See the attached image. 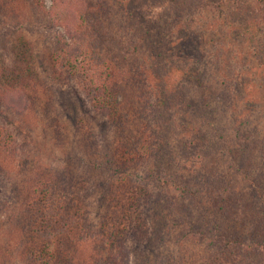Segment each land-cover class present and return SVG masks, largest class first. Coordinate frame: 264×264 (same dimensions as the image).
Returning <instances> with one entry per match:
<instances>
[{
  "label": "rangeland",
  "instance_id": "1",
  "mask_svg": "<svg viewBox=\"0 0 264 264\" xmlns=\"http://www.w3.org/2000/svg\"><path fill=\"white\" fill-rule=\"evenodd\" d=\"M41 1L46 12L40 10L39 0H20L16 6L17 16L4 10L0 12V61L23 63L24 53L27 52L33 66L32 71L37 77L36 94L43 87L47 90L43 91L44 94L48 95L51 91L53 99L58 97L55 107H52V103L46 99L47 95H41L39 99L31 97L34 95L31 87L27 91L30 96L29 109L24 115H19L18 110L10 107L13 105L25 109L28 100L21 93L0 97V147L14 146L17 150L13 157L5 152L0 153V264H57L56 259L60 254L65 255L70 264H167L170 256L188 259L186 254L192 251L208 250L209 244H205L208 240L200 241L198 235L205 233L207 238L211 231H206L208 222L204 221L198 210H193V220L190 217L194 223L193 229L182 230L177 224L170 225L168 220L165 233L159 231L166 235L164 241L155 235L157 231H146V240L135 244L136 240L130 238L127 247L122 248L120 242L124 241L129 230L115 231L114 222L124 208V204L120 205V202H127L133 193L140 195V189L129 190L131 184H138L136 187L149 185L143 181L148 173L149 163L131 166L128 174L122 175L121 169L110 171L107 168V161L118 153L119 129L113 125L115 123L101 115L97 104L90 103L80 90L78 92L85 106L79 105L75 115L72 114L68 105L74 98L71 93L75 89L72 87L77 86L74 81L68 80V73L56 70L55 66L59 63L55 62V58L61 49L59 42L66 36L67 23H71L76 17L80 19L81 10L87 5L98 7L100 4L103 12L100 13L101 17L119 24L125 35L130 33L128 27L134 25V15L143 17L142 21L149 25V17L160 13L163 17H154L159 28H147L144 24L137 28L135 34L136 37H143L141 44L149 55L147 70L156 74L158 71L159 78L164 74L161 70L169 72L168 79L163 81H168V88L158 85L157 80L150 79L151 89H165V95L173 97L170 98L171 103L183 110V115H187L186 105L182 107V101L177 100L176 83L180 82L183 74L188 73L196 79L197 71L207 68L211 73V65L218 55L223 64L229 63L231 73L247 76L251 83L247 84L249 86L244 94L240 89L232 92L226 106L222 102L219 106L216 104L214 107L217 108V114L213 115L215 120L212 121L217 125L216 128L222 129L220 135L226 133L225 140L228 139L232 153L245 148L248 152L254 149L256 154V149L260 148V143L264 140V85L263 89L259 88L264 83V50L259 49L258 39H255L263 35L261 26L254 25L249 29L247 26V33L238 35L236 31L245 25L239 14L241 8L236 6L235 10L229 6L223 13L195 17L190 14L191 9L194 10V0H180L176 5L172 0H78L81 3L73 6V9L58 10L52 14L50 9L53 2ZM152 5L155 7L154 14L151 11ZM167 10L173 15V19L167 18ZM178 15L181 17L177 18ZM137 24L140 26V23ZM221 30L225 36L223 39L219 34L222 33ZM251 40L256 42L255 45L250 44ZM260 40V45L264 46L263 38ZM194 84L195 81H190L188 86L194 87ZM131 87L136 88L133 85ZM124 93L132 101L135 99V113H131L129 117H143L146 98L139 101L143 98L142 92H132L125 88ZM191 93V97L196 95L194 91ZM123 98L125 96L120 97L122 104L125 103ZM173 99L178 102H173ZM250 102L255 104L251 105ZM47 109L49 113L45 118L43 113ZM124 110L128 111L129 108L125 105ZM59 112L62 116L60 125L56 127L52 120H55ZM125 115L128 117L129 114ZM175 116L180 115L173 113L171 118ZM107 121L109 128L106 133L102 130V124ZM179 133L182 138L186 135L182 131ZM120 139L119 137V141ZM214 139L219 140L220 144L219 136ZM245 139L248 142L243 143L242 140ZM176 140L179 139L176 137ZM183 153L185 160L184 157L177 159L180 169L173 173V177L180 183H189L198 189V181L205 175L207 163L202 162L196 153ZM223 156L228 157L226 153ZM229 162L233 163L231 160ZM185 167L188 168L187 171ZM43 174L46 178L51 177L48 189H53L54 203L59 206L54 209L55 214L58 212L57 216H53L56 220L53 226L56 229L50 230L55 236L49 241L39 236V226L35 223L34 212L32 213L34 208L30 206L34 205L33 200L37 196L27 200L28 192L25 191L32 179L36 180ZM122 177L129 178L125 192L121 190L124 185H118ZM244 184L245 190H250V183ZM38 187L35 185L33 191ZM157 187L158 183L154 182L148 190L151 193L158 192ZM202 187L200 185L201 189ZM124 195L128 196L127 200ZM176 195L182 197L181 193ZM178 202L190 206L189 203ZM131 210L135 212L134 209ZM159 214L161 215L160 212ZM210 218L216 223L212 216ZM129 220L131 221H126L127 224L134 225L138 220L137 213ZM153 220L155 221L154 217L148 222L151 229L152 225L156 227ZM117 224L119 228H124V221L117 220ZM63 228L66 229V234H56L55 230L61 231ZM118 232L122 236L120 242H111V233Z\"/></svg>",
  "mask_w": 264,
  "mask_h": 264
},
{
  "label": "trees",
  "instance_id": "2",
  "mask_svg": "<svg viewBox=\"0 0 264 264\" xmlns=\"http://www.w3.org/2000/svg\"><path fill=\"white\" fill-rule=\"evenodd\" d=\"M51 1L53 2L50 9L51 14L58 10L68 11L81 3L78 0ZM172 1L175 5L180 2V0ZM19 2L20 0H0V12L4 10L17 16L16 6ZM40 2V10L46 12V7L41 0H39ZM193 3L194 10L190 8V14L195 17L198 15L203 17L206 14L217 12L223 13V10L229 6L234 9L236 6L241 8L239 14L245 25L236 33L241 35L250 26H261L263 35L255 39H258L259 49L264 50V46L260 45L261 37L264 40V0H194ZM152 6L151 11L154 14L155 7ZM100 13H103L100 4L98 7L87 5L81 10L80 19L76 17L71 20V23H67L66 36L62 37V41L59 42L61 49L55 58V62L59 64L55 67L58 71L68 73V80L74 81L77 86L72 87L75 89L71 93L74 98L69 101L68 105L73 115L77 112L79 105L85 106V102L78 92L80 90L90 103L97 104L99 108L97 110L101 115L103 114L109 121L115 123L113 125L119 129L117 133L118 153L107 161V168L110 171L121 169L120 175H122L128 174L131 166L149 163L148 173L143 179L144 183L148 182L149 185L136 187L138 184H131L132 187L129 190L140 189V195L137 196L136 193H133L127 202H120V205L124 204V208L117 220L124 221V228H119L117 220L114 222L115 231H125L123 229L129 231L122 243L120 242L122 236L119 232L111 233V242H120L123 248V246L127 247L130 238H134L135 244H139L146 240V231H157L155 235L164 241L166 235L159 231L165 233L164 229H167L168 220L170 225L177 224L182 230L193 229V210H198L204 221L208 222L206 231H211V237L208 235L206 238L205 233H199L198 236L201 238L200 241L208 240L205 241V244L206 242L209 244V249L192 251V253L186 254L189 256L188 259L170 256L167 264H264V200H261L264 199V140L260 143V148L256 149L258 150L256 154L254 149L248 152L245 148L232 153L228 139L225 140L226 133L220 135L222 129L216 128L217 125L212 121L215 120L214 116L217 114V108L214 106L216 104L219 106L221 102L226 106V102L231 97L230 94L238 89L244 94L249 86L247 84H250L251 81L247 76L231 73L229 63L223 64V60L217 55L215 63L211 65V73L207 68L197 71L196 79L189 76L188 73L186 75L181 73L183 75L180 82L176 83V91L178 93L177 100L182 101L181 106L186 105L187 115H183V110H179L176 104L171 103L173 97L165 95V89L163 91L160 88H157L156 91L151 89L150 79H155L158 85L167 87L168 81H163L165 78L168 79L169 72L161 70L164 74L159 78L158 71L156 74L152 70L150 72L147 70L149 55L141 44L143 37L135 35L136 31L144 24L147 28L151 26H154L153 29L159 28L154 17L160 19V16L163 17V15L160 13L151 15L149 25L142 21L143 17L134 15V25L128 27L130 33L125 35L126 33L120 30L119 24L107 18L105 20V17H101ZM167 13V18L173 19V15L169 11ZM180 17L181 15L177 16V18ZM137 23H140V26ZM219 34L222 39L225 37L223 32ZM255 43L253 40L250 41L252 45ZM26 53H24L23 63L0 61V97L6 98L7 94L21 93L28 100L25 109L10 106L13 110H18L19 115L26 114L29 109L30 96L27 91L31 87L34 92L31 97L34 96V99L47 95L44 94L43 91L47 90H44L43 87L39 88L40 93L36 94L38 90V82L35 83L37 77L32 71L31 59ZM212 76L215 78L213 79ZM190 81L196 82L194 87L188 86ZM126 85L129 86L126 87ZM261 85L259 88L263 89L264 83ZM125 88L131 89L132 92L135 90L142 92L141 97L143 98L139 101L146 98L144 101L146 111L143 113V117L138 116L136 119L129 117L131 113H135L133 103L135 99L132 101L129 95L124 93ZM191 91H194L196 95L191 97ZM52 94L53 92L49 91L46 99L52 103V107H55L58 97L53 99ZM123 96H125L124 104L120 101V97ZM31 100L33 99L31 98ZM172 101L178 102L175 99ZM249 104L255 103L250 102ZM125 105L129 108L128 111L124 110ZM64 111H66V107ZM48 113L49 109L43 113L45 118ZM126 113L129 114L128 117L125 115ZM173 113L180 116L171 118ZM61 116L59 112L55 120H52L56 127L60 125ZM47 120L49 121V118ZM108 128V121L102 124V130H105L106 133ZM180 131L186 134L185 137L182 138ZM60 136L62 137V135ZM216 136H219L220 144L219 140L214 139ZM176 137L179 140H176ZM242 142L246 143L248 140L245 139ZM183 151L190 154L191 152L196 153L201 157L202 162L207 163L205 175L198 181V189L189 183H180L173 177V173L180 169L177 159L184 157L185 160ZM2 152L11 157L17 154L14 146L0 147V153ZM225 153L228 157L223 156ZM230 160L233 163H230ZM187 170L188 168L185 167V171ZM191 175L192 178L195 177L192 173ZM128 176L130 177V175ZM47 178L43 174L37 178L38 180L32 179L25 191L28 192L26 193L27 200L29 198L32 200L37 196L33 200L34 205L30 206L34 208L32 213L34 212L35 223L39 226L37 229L39 236L49 241L55 236L50 230L56 229L53 226L56 224L53 216H57L58 212L55 214L54 209L59 206L57 207V204L54 203L53 189H50L51 191L48 189L51 177ZM122 178L118 185L120 183L124 185L121 190L125 192L129 178ZM33 181L34 183H32ZM154 182L158 183V192L151 193L148 187ZM244 183H250L252 191L245 190ZM35 185L39 187L33 191ZM200 185H203L202 189ZM176 193L178 195L181 193L182 197H178ZM124 197L127 200L128 196L124 195ZM27 200L26 202H28ZM178 201L189 203L190 206L181 205ZM27 206L29 207V202ZM131 209H134L135 212H132ZM136 213L137 222L134 225H128L126 221H131L129 219H132ZM211 216L216 223L212 221ZM152 217L155 219L153 223L156 227L154 228L151 223V229L148 222H151L150 218ZM162 218L163 220H161ZM65 230L63 228L61 231H55H57L56 234L59 232L66 234ZM48 247L47 244V249ZM56 260L57 264H70L65 255L60 254Z\"/></svg>",
  "mask_w": 264,
  "mask_h": 264
}]
</instances>
